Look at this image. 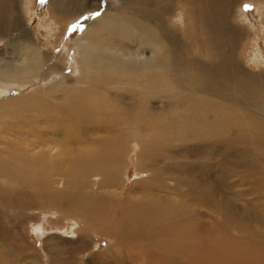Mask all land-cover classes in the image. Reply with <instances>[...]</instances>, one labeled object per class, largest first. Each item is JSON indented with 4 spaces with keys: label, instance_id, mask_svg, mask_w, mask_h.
<instances>
[{
    "label": "rangeland",
    "instance_id": "rangeland-1",
    "mask_svg": "<svg viewBox=\"0 0 264 264\" xmlns=\"http://www.w3.org/2000/svg\"><path fill=\"white\" fill-rule=\"evenodd\" d=\"M105 13L134 20L142 13L150 18L144 24L154 30L163 26V37L156 35L181 72L174 76L179 78L162 75L172 78L180 96L172 98L166 88L147 102L145 93L140 98L123 93V105L129 98L150 105V117L138 114L140 120L156 115L161 125L151 121L148 132L141 124L140 138H110L111 153L94 166L89 160L77 162L101 150V136L97 145L86 140L92 104L74 99L58 82L83 79L77 43L85 27L99 23ZM0 26L6 33L0 36V67L20 60L13 43L25 27L54 65L48 78L38 76L35 82L0 78V104L29 93L36 95L34 101L45 98L50 108L39 112L45 119L20 111L11 119L7 115L19 104H10L0 111V139L16 138L5 125L16 131L22 126L18 133L30 136L27 127L50 143L65 142L62 152L77 156L69 165L64 161L70 157L57 155L53 168L51 160L29 149L14 147L7 156L0 152V264H242L235 261L240 258L264 264V131L238 129L247 119L259 129L264 126V0H0ZM112 41L113 49L126 56L150 55L137 39L112 36ZM158 86L154 80V90ZM208 88L225 93L228 101L204 107L211 100ZM48 89L56 98L45 94ZM76 89L87 86L76 82ZM226 107L237 108L231 117L243 119L238 128L226 115L211 113ZM184 115L201 118L216 135L186 134L189 129H178ZM79 137L82 153L75 148Z\"/></svg>",
    "mask_w": 264,
    "mask_h": 264
},
{
    "label": "bare ground",
    "instance_id": "bare-ground-1",
    "mask_svg": "<svg viewBox=\"0 0 264 264\" xmlns=\"http://www.w3.org/2000/svg\"><path fill=\"white\" fill-rule=\"evenodd\" d=\"M55 1H57V0H54V3H55ZM144 16L146 17L147 15H144ZM144 16L141 13V15L138 16V18L140 20H134V19H131L130 17L118 16L116 13H105L104 15L99 17V19H98L99 23L94 24V21L90 22L85 27V29L82 31L80 40L77 43V50H76L79 53L78 62L80 63V70H81V73L83 75V77H82L83 79L81 81L77 80V81H74V83H70L67 80V78L66 79L64 78L63 80L58 82V84L61 86V88L62 87L64 88L65 93H67V94L70 93L71 96H72V94L74 95V99L75 98L79 99V101L84 102V103L86 101H89L90 104H92L91 105L92 107L90 106L91 109H90V112H89L88 117H87L91 124L89 123V128L88 129L86 128L87 130L85 129V131H87V133H89V132L91 133L89 135L91 138L86 137V140H88V141L90 140L94 144H96L95 141L98 142L97 139L99 136H101V137H99V138H101V145H99L101 148L100 153L97 155H94L95 153H98V152H96V150H94L92 153L87 152L86 154H83V157L80 158L77 162L89 160L91 162L90 163L91 165L94 164V166H98L97 161L98 160H104L103 156L109 155L111 153V151L108 147L110 146V141H113V140H111L110 138L122 139V141H124L127 138H140L139 137V135H140L139 131H141V128H142L141 124H147V125H144L147 127V128H145V130H147L148 128H149V130L152 129L153 126L151 124V121L153 122L154 120H155L154 124L157 123V124L161 125V123L157 122L156 119H154V117L156 115L153 118H150L149 120H140L138 118V114H143L147 118L150 117V113H148L150 110V105H147L146 101L148 98H150V100L153 99L154 94H160V92L163 91V89L166 90V88L167 89L170 88L168 91H169V94L172 93V95H171L172 98L175 96H180V94L179 93L177 94L176 93L177 91H175V85L172 82L173 81L172 78L164 77L162 75V72H164L165 74H169L170 77L173 76V78H179V77H174V76H176L177 74H179L181 72L179 67L177 68L178 61L174 60L173 57L168 55L169 53L163 52V49H162L163 43L160 40V38L156 35V33H158L160 36L163 37V35L165 34V33L164 34L161 33L163 26L161 28L157 27L158 29L156 28L155 29L156 31H155L154 25L149 26V25H146L143 23L146 21L148 23L150 22V18L146 17V19H145ZM44 28H46V27H44ZM0 30H2L1 26H0ZM24 31H25V33H23L22 35H19V37L17 39H15L14 40L15 42L13 43V44H16L15 46H13V48H14L13 52H14V54H16L17 56L20 57V60L10 67L7 65L0 67V78L5 80V81L7 80V83L9 81L11 83H21L22 84V83L32 82L33 80L35 82L36 77H38V76L47 77V75H49V73L52 71V69H54L53 68L54 65L51 62L52 59H51V61L49 60L51 57L50 58L47 57L48 55L46 53H41V51L38 50V48H40L39 44H37L34 41L33 36L31 37V35H27V33L29 34V32H28L26 27H25ZM165 31L167 32V30H165ZM4 32L5 31H3V32L0 31V36L4 37V35L6 34ZM55 35H56V33H55ZM112 36H118L121 39V41H124V40L129 39V38H133L135 40L137 39V41H141L144 45L147 46V49L150 52L149 57H131L129 55L126 56V54H123L122 52L113 49ZM45 37H47V36H45ZM125 37H127V38H125ZM54 39H56V38H54ZM130 41H132V40H130ZM124 42H126V41H124ZM127 42H129V41H127ZM7 43H8V41H7ZM171 51H172V49H171ZM64 56H66V54ZM179 62H181V60ZM62 64H63V62H62ZM62 71H63V68H62ZM64 71H66V70H64ZM74 75H76V74H74ZM233 76H234V74H233ZM79 77H80V75H79ZM213 78H214V81L217 80L216 76H213ZM181 79H183V78H181ZM234 79H236V78H234ZM154 80L156 81V83L159 84V86L157 88L158 90H154ZM188 80H190V79H188ZM207 80H209V79H207ZM90 81L95 82L96 85L100 84V85H103V86L108 87V88L105 90H101L103 88L98 89L96 86L90 88L91 86L88 85L90 83ZM34 82H33V84H35ZM76 82L80 86L81 85L87 86V89L88 90L90 89V92L86 91L87 89L85 91H80V90L76 89ZM160 83H161V85H160ZM183 84H184V82H183ZM233 85H235V84L233 83ZM208 86H210V85H208ZM216 87H218V86H216ZM225 87L228 88V86H226V85H225ZM210 88L206 89V93L208 95L207 97L211 98V100L207 101V102L205 101V103L203 105L204 107L208 108L207 104H211V103L214 105L215 100H219V101H226L227 100V97L224 96L225 93H223V92L219 93L217 91L218 90L217 88L215 90H212ZM220 88L221 87H219V89ZM97 90L100 93H97ZM230 90H231V87H230ZM197 91H198V89H197ZM132 92L135 93L139 98L143 97L142 95H144L143 93H145V95H146L145 104L142 105L141 102H139L138 100L136 101V100L129 98V100L127 101L129 103H127L125 101L126 103L123 105V103H122V101H124L123 99L127 100L126 98L123 97L124 96L123 93H132ZM193 92H195V91H193ZM208 92H210V93H208ZM3 93H6V91H3ZM34 93H35V91H34ZM50 93H51V91L49 89L45 92V94L49 95V97H51V99L56 98V96L54 97ZM133 93H132V95H133ZM0 95H2V94H0ZM27 95L28 96H20L17 98L11 97V98L5 100L2 104H0V111L2 110L5 112L7 110V106H10V104H15L17 102L16 104H19V107L17 109H12L13 112L10 113L9 115H7L8 118L12 119V117L15 116L14 113L16 111H20V112H23L25 115H28L30 118L37 116V117H40L43 119L45 116H42V115L39 116V112L41 110H43L42 107L47 106L49 108L48 102H46L47 100L45 98H44V100H43V98L42 99L37 98V100L34 101V99H36V95H30L29 93ZM6 96H9V95H6ZM229 96L230 95H228V97ZM68 97L71 98L70 96H68ZM61 99L64 100L65 98L62 97ZM30 100H33V101L30 103ZM34 102H36V104H34ZM147 102H149V101H147ZM59 105H61V104H59ZM54 107L56 109V106H54ZM12 108H13V106H12ZM232 110L237 111V108L233 109L232 107H228V108L226 107L223 110H214L211 113L214 116L226 115L230 119V120L228 119L229 122H232V123L234 122L233 127L238 128V122L240 120H243V119L240 118L239 121H236L235 117L234 118L231 117L233 115L232 113H234V112H232ZM50 111H52V110H50ZM172 111H173V108H172ZM107 113H109L110 116L106 119L103 116H106ZM177 114H179V113H177ZM238 114L236 113V115H238ZM157 115L159 118V116H161L162 113H161V115H159L157 113ZM81 116H82V114H81ZM151 116H153V115H151ZM188 116L187 115H184V117L182 116L183 121L182 120L181 121L183 124H181V125L178 124L179 128L177 127V125L176 126L172 125V127H173L172 129H177V128L180 129L181 128L180 126H183L186 130L189 129V131L187 130L186 134L187 133L191 134L195 138H199V137L204 138V136H203L204 134H205V137L210 136V135L211 136L216 135V133L213 131V128H211L209 125H207L206 122L202 121L201 118L200 119L195 118L192 115H191L192 117H188ZM163 117H166V116H163ZM186 118H188V121ZM231 118H232V120H231ZM5 120H7V119L5 118ZM55 120H56V118H55ZM158 120H160V119H158ZM167 120H169V119H167ZM84 121L87 122L86 119ZM45 122L46 121H44L43 123H45ZM251 122H249L248 119L244 120L243 123L239 122V126L240 125L241 126L238 129H240L241 132H243L244 130H251L254 134H258V132L264 131V126H261V128L259 129L257 123L253 124ZM26 123H28V121H25L23 123V125H25ZM165 123H166V121H165ZM174 124H176V123H174ZM17 125H19V124H17ZM167 125H169V124L167 123ZM26 126H27V124H26ZM54 126H56V125H54ZM61 127H62V125H61ZM86 127H88V126H86ZM1 128H2V126H1ZM4 128L8 129L7 131H10L13 133L14 132L18 133L19 131L21 132L22 126L18 127L20 129L19 131L13 130L12 125H9V127H7L5 125ZM39 128L45 129L46 127L44 125V126H41ZM22 130H24V128H22ZM77 130H80V129H77ZM123 131H126V132L129 131V132H128V134H126ZM167 131L169 133L172 130H167ZM25 132H27V133L31 132L30 136H32L34 140L29 141L28 140V138L30 137L29 134L28 135L22 134L24 132H22L21 134L18 133L19 135L17 134V136L14 135L15 134L14 133L13 137H16V138L6 139L4 137L3 141L0 139V141H2L1 144L4 142L3 144L5 146V147H3L4 149L2 148L3 150H0V152H4L3 154H5V156H7V155H9L8 151L12 152L14 150V147L15 148L19 147V148H21V150L22 149L31 150V152L35 153V155L41 159L51 160V162H52L51 166H53V168H55V161H56L57 155H61V158H63V159H65V156L67 155L68 157H70L73 160L68 158V160H66V162L63 160L64 163L69 164V165L71 163L73 165L75 164L77 156H76V159L74 160V158L71 157L69 153L62 152V150H63L62 146H65V142H60L62 146L60 144L56 145L55 141H52V140H51V142H53V143H50L48 139H43L42 136H37L39 134L35 135L34 133H36V131L32 130L30 128H27V127H25ZM143 132L145 133V131H143ZM32 133H33V135H32ZM56 133H54L53 136H55ZM175 133H176V137L179 136L180 134H182V133H180V131H179V133H177V132H175ZM128 136H130V137H128ZM183 136H184V134H183ZM259 138H260V135H257L256 140H258ZM86 140H84V141H86ZM18 142H20L24 145L19 146ZM79 142H80V144H79ZM76 143H77L75 145L76 152L82 153L83 150L81 148L84 147V145H83L84 142L81 141V137H79V140L77 139ZM111 146H115V145H111ZM8 149H10V150H8ZM13 154H14V151H13ZM64 154H65V156H64ZM111 163H112V161L109 162L108 166H110ZM106 166H107V164H106ZM58 167H62V166H58ZM68 173H69V171H68ZM240 259H236L235 261H237L238 263H242V264H245V262L248 261V260L243 261L242 258H240Z\"/></svg>",
    "mask_w": 264,
    "mask_h": 264
},
{
    "label": "snow or ice",
    "instance_id": "snow-or-ice-1",
    "mask_svg": "<svg viewBox=\"0 0 264 264\" xmlns=\"http://www.w3.org/2000/svg\"><path fill=\"white\" fill-rule=\"evenodd\" d=\"M98 14V13H97Z\"/></svg>",
    "mask_w": 264,
    "mask_h": 264
}]
</instances>
